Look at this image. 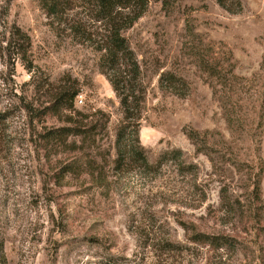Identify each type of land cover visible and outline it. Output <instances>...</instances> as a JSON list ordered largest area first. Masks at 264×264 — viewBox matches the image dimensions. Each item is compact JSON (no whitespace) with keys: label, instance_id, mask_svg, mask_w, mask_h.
Returning <instances> with one entry per match:
<instances>
[{"label":"rangeland","instance_id":"1","mask_svg":"<svg viewBox=\"0 0 264 264\" xmlns=\"http://www.w3.org/2000/svg\"><path fill=\"white\" fill-rule=\"evenodd\" d=\"M241 2L235 15L216 0H149L124 33L147 91V159L177 150L196 168L171 160L151 172L116 168L123 112L99 54L58 35L38 0H0V264L264 262V0ZM18 29L31 39L28 64ZM216 53L230 67L214 94L200 60ZM167 73L187 97L161 89Z\"/></svg>","mask_w":264,"mask_h":264},{"label":"trees","instance_id":"2","mask_svg":"<svg viewBox=\"0 0 264 264\" xmlns=\"http://www.w3.org/2000/svg\"><path fill=\"white\" fill-rule=\"evenodd\" d=\"M162 1L166 7L170 5L171 0ZM38 2L51 20V28L57 31L58 35H66L78 44L88 45L99 54V69L109 81L123 112V123L116 140V168L122 171L129 165L135 164L144 170L157 172L164 162L174 160L178 162L182 171L194 172L196 168L186 166L180 160L182 152L177 150L164 153L155 164L150 163L140 143L138 121L144 110L147 91L142 81L140 64L124 33L147 12L149 0H38ZM216 2L230 14H240L243 10L241 0H216ZM17 31L21 36L18 55L28 64L31 39L20 29ZM188 34L191 38L195 36L190 29ZM200 61L203 65L201 68L208 69L206 73L210 79L209 83L216 94L217 88L223 83L222 72L226 73L230 65L226 64V59L217 53ZM230 72L233 74V71ZM159 84L162 90L177 96L188 95L187 83L174 74H163ZM77 95L78 93L73 98ZM224 108L229 122L232 123V110L226 105ZM69 133L78 135L74 130ZM187 135L191 141L198 143L200 136L197 132L190 131ZM201 149L202 147L199 146L198 150ZM73 165L74 163L67 167V173L77 170ZM190 241L214 246L229 245L231 242L203 234H195ZM163 249L169 252L182 250L170 242L164 243ZM109 260V264H119L117 259ZM257 264L264 262L260 261Z\"/></svg>","mask_w":264,"mask_h":264},{"label":"built area","instance_id":"3","mask_svg":"<svg viewBox=\"0 0 264 264\" xmlns=\"http://www.w3.org/2000/svg\"><path fill=\"white\" fill-rule=\"evenodd\" d=\"M82 103V101H80Z\"/></svg>","mask_w":264,"mask_h":264}]
</instances>
